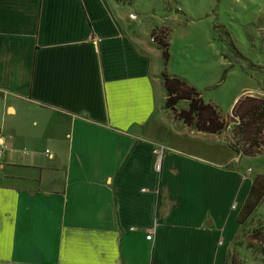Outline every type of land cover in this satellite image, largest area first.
Masks as SVG:
<instances>
[{
    "label": "crops",
    "instance_id": "obj_1",
    "mask_svg": "<svg viewBox=\"0 0 264 264\" xmlns=\"http://www.w3.org/2000/svg\"><path fill=\"white\" fill-rule=\"evenodd\" d=\"M126 2L0 0V264H228L242 235L231 125L166 107L164 26Z\"/></svg>",
    "mask_w": 264,
    "mask_h": 264
},
{
    "label": "rangeland",
    "instance_id": "obj_2",
    "mask_svg": "<svg viewBox=\"0 0 264 264\" xmlns=\"http://www.w3.org/2000/svg\"><path fill=\"white\" fill-rule=\"evenodd\" d=\"M126 3L140 15L141 21L159 24L169 31L166 71L185 79L202 93L205 102L218 107L231 125L232 136L234 119L229 113L234 100L238 98L236 104L245 93L264 97V0ZM226 146L229 148L228 143ZM230 152L235 153L232 149ZM241 167L251 179L264 175V154L244 155ZM259 211L264 214V204ZM234 257L235 264H263L261 255L246 251L234 252Z\"/></svg>",
    "mask_w": 264,
    "mask_h": 264
},
{
    "label": "trees",
    "instance_id": "obj_3",
    "mask_svg": "<svg viewBox=\"0 0 264 264\" xmlns=\"http://www.w3.org/2000/svg\"><path fill=\"white\" fill-rule=\"evenodd\" d=\"M157 30V29H156ZM153 31V38L163 50L164 65L170 58L169 31L161 28ZM240 58L246 59L241 53ZM166 90V107L187 125L208 133H221L228 125L218 107L205 102L202 93L178 75L163 73ZM181 102H188V107L178 109ZM233 129L230 146L236 153L256 156L264 149V97L242 95L234 105L232 113ZM264 204V175H257L249 196L239 213L242 235L235 243V249L228 256V264H235L234 252L246 251L261 255L264 264V214L260 208ZM233 254V255H232Z\"/></svg>",
    "mask_w": 264,
    "mask_h": 264
},
{
    "label": "built area",
    "instance_id": "obj_4",
    "mask_svg": "<svg viewBox=\"0 0 264 264\" xmlns=\"http://www.w3.org/2000/svg\"><path fill=\"white\" fill-rule=\"evenodd\" d=\"M7 148V145L4 143V142H1L0 143V157H2L3 155V151ZM156 154L158 156V162H157V169L159 170L161 168V160H162V157H163V152H162V149H157L156 150ZM0 168H1V164H0ZM148 238H152V234H150L148 236Z\"/></svg>",
    "mask_w": 264,
    "mask_h": 264
}]
</instances>
